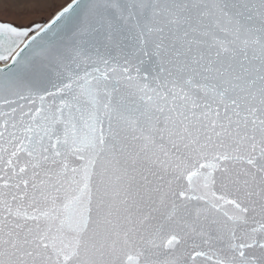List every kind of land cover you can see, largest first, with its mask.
<instances>
[{"label":"snow or ice","instance_id":"obj_1","mask_svg":"<svg viewBox=\"0 0 264 264\" xmlns=\"http://www.w3.org/2000/svg\"><path fill=\"white\" fill-rule=\"evenodd\" d=\"M0 264H264V0H0Z\"/></svg>","mask_w":264,"mask_h":264},{"label":"rangeland","instance_id":"obj_2","mask_svg":"<svg viewBox=\"0 0 264 264\" xmlns=\"http://www.w3.org/2000/svg\"><path fill=\"white\" fill-rule=\"evenodd\" d=\"M69 1H70V0H60V2L63 3V4H67ZM46 18H47V17H45V19H46Z\"/></svg>","mask_w":264,"mask_h":264},{"label":"water","instance_id":"obj_3","mask_svg":"<svg viewBox=\"0 0 264 264\" xmlns=\"http://www.w3.org/2000/svg\"><path fill=\"white\" fill-rule=\"evenodd\" d=\"M70 2H71V0L68 3H70Z\"/></svg>","mask_w":264,"mask_h":264}]
</instances>
